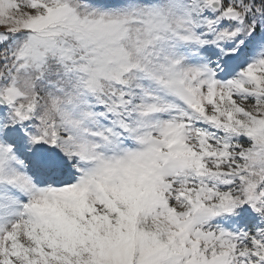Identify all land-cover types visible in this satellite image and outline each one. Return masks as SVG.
<instances>
[{"label":"snow or ice","instance_id":"6c2138e0","mask_svg":"<svg viewBox=\"0 0 264 264\" xmlns=\"http://www.w3.org/2000/svg\"><path fill=\"white\" fill-rule=\"evenodd\" d=\"M0 264H264V0H0Z\"/></svg>","mask_w":264,"mask_h":264}]
</instances>
